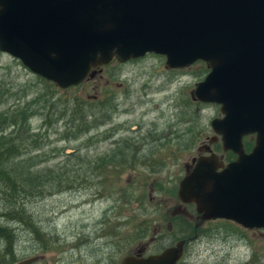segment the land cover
Returning a JSON list of instances; mask_svg holds the SVG:
<instances>
[{
	"label": "rangeland",
	"instance_id": "1",
	"mask_svg": "<svg viewBox=\"0 0 264 264\" xmlns=\"http://www.w3.org/2000/svg\"><path fill=\"white\" fill-rule=\"evenodd\" d=\"M208 71L201 61L168 69L163 56L147 54L122 64L111 62L79 86L54 91L18 59L0 52V117L11 118L18 107L31 109L23 134L29 147L8 166L24 175L39 174L46 182L65 165L92 169L103 161L105 176H112L105 185L30 197L23 208L31 219L28 224L3 219L0 212L2 225L12 234L0 240L5 259L12 264H118L134 248L147 244L152 221L156 223L151 233L159 246L176 237L174 220L183 210L193 216L189 223L194 227L195 207L184 204L177 191L184 164H190L198 147L214 135L210 122L222 116L218 105L192 99L195 84ZM74 98L93 101L86 113L97 117L89 116L82 136L63 138L61 101ZM51 102L60 110L46 120ZM70 110L66 107L64 116ZM3 124L0 137L16 134V128ZM220 144L214 146L218 155L224 154ZM127 191L137 193L140 201L125 203L122 196ZM4 204L0 200V211ZM199 234L207 238L194 240L179 264H264L263 229L209 220Z\"/></svg>",
	"mask_w": 264,
	"mask_h": 264
},
{
	"label": "water",
	"instance_id": "2",
	"mask_svg": "<svg viewBox=\"0 0 264 264\" xmlns=\"http://www.w3.org/2000/svg\"><path fill=\"white\" fill-rule=\"evenodd\" d=\"M0 52L60 88L149 53L168 69L205 62L192 98L220 107L211 128L238 157L225 167L215 154L198 158L178 196L201 221L264 228V0H0ZM249 134L255 147L246 154ZM182 254L180 242L120 264H176Z\"/></svg>",
	"mask_w": 264,
	"mask_h": 264
},
{
	"label": "trees",
	"instance_id": "3",
	"mask_svg": "<svg viewBox=\"0 0 264 264\" xmlns=\"http://www.w3.org/2000/svg\"><path fill=\"white\" fill-rule=\"evenodd\" d=\"M50 86L54 91H57L53 85ZM56 102L58 103L59 101ZM61 102L64 109L61 111L59 118L64 120L66 124L65 132L62 133L61 136L63 138L70 137L71 135L82 136L83 132L87 131L89 116L94 117V115L86 113L87 111H91L90 105L94 102L92 101L91 103L89 100L84 102L77 98H74L73 101L62 100ZM53 104L54 103L51 102V104L48 103L46 106V110L48 111V113H46V120H50V113H55L56 110H60L55 106L53 107ZM68 106H71V110L68 116H64L66 107ZM30 112L31 109L29 106H23L18 107L11 115V118L0 117V120L3 121L0 122V124L4 123L3 125H10L12 128H16V134L14 136L6 137L2 135L0 137V200L5 203L1 207L2 210L0 212L4 214L3 219L7 217L9 220H17L25 224L30 223L29 220H31L30 217L26 214L24 215L23 212L24 202L30 197L41 196L44 192L47 194L59 193L64 190H70L93 183L105 185L106 180L112 177L108 175L105 176L103 172L105 164L103 161L97 162L92 169H83L84 164L76 166L65 165L60 169L59 173L54 174L55 176H48L46 182L43 181V176H38L39 174L24 175L21 172H17L15 169H11L8 166L11 160H14L20 152L29 147L28 141L24 139L23 134L26 126H28L27 121L31 116ZM96 117H94V120ZM3 132H5V127L0 129V133ZM27 134L29 135V129ZM129 192L130 191H127V193L122 196L125 203L140 201V197L137 193L134 192L130 194ZM191 231H193V227L191 226H188L187 230H185L187 234H190ZM11 235L10 229L5 224H0V240H8L11 238ZM177 236L178 235H176V237ZM175 240L176 239H174V241Z\"/></svg>",
	"mask_w": 264,
	"mask_h": 264
},
{
	"label": "flooded vegetation",
	"instance_id": "4",
	"mask_svg": "<svg viewBox=\"0 0 264 264\" xmlns=\"http://www.w3.org/2000/svg\"><path fill=\"white\" fill-rule=\"evenodd\" d=\"M212 137L207 138L206 141L204 142V144H207V143L210 144L211 151L213 153H215L214 146L219 142V140L216 139V141H211ZM242 141H243V148H244L245 153H247V154L250 153L252 151L253 147H254V144H255V135L245 136L242 139ZM209 155H210L209 152H200V153L198 152L196 154V156H193L191 158L190 164H187V163L184 164L185 174L189 173L192 170V168L194 167V164L198 160V158H200V157H208ZM218 156H219V161L222 162V164L224 166L227 165L230 162L235 161L237 159V157H238L237 155H235L233 153H231V154L230 153H224V154H221V155H218ZM156 203H158L157 205L159 207L166 206V205H163V203H161V202H156ZM188 205L194 206L193 204H188ZM178 210L180 212L182 211V209H179V207H178ZM183 213L185 215L181 214L182 217L181 216H177V217H175L176 219L174 220V221H176L174 226L178 229V231L176 233V235H178V236L174 238V239H176L175 241H174V239H172L169 242L166 241L165 243L161 244L160 246L157 245V243L155 241L157 237L156 236L153 237V234L151 233V224H153V222L156 223V221H152V223L149 224V226H148V233H147L148 242H147V244L145 246H138V247L134 248L133 249L134 250L133 253H127L124 256H134V257H141V258L151 257V256L158 255V254L162 253L165 249H167L169 247L177 245L179 242H183L184 250H183V255H182L181 259L177 262V264H179L180 261L182 260L183 256L185 255L187 247L191 243H193L194 240L207 238V236H205V235L201 236V238L199 237L201 235V234H199V231H200V227L202 226V223H200V216H198V214L194 218L193 232H191L190 234H187L185 232V230H187L188 226H191L190 223H189V220H192L193 216L191 215L190 217H187L186 216L187 212L184 211V210H183ZM158 220H159V218H158ZM13 221H16V220H13ZM2 223L3 222L0 221L1 225H2ZM229 223L234 224V225L236 224L234 222H229ZM6 226L9 228L8 225H6ZM169 227L171 228V222L169 224ZM10 231H11V229H10ZM200 233H202V232H200ZM202 234H205V233H202ZM154 235H158V237H159V234H155L154 233ZM5 257L6 256L3 255L0 252V264H12V260L11 259H5ZM123 257L120 259V262L118 264L121 263V260L123 259ZM13 260H15V258H13ZM36 260H37V258H34L30 262H33V261H36ZM27 263L28 262H24V263H21V264H27ZM114 264H116V262Z\"/></svg>",
	"mask_w": 264,
	"mask_h": 264
},
{
	"label": "bare ground",
	"instance_id": "5",
	"mask_svg": "<svg viewBox=\"0 0 264 264\" xmlns=\"http://www.w3.org/2000/svg\"><path fill=\"white\" fill-rule=\"evenodd\" d=\"M14 239H16V238H14Z\"/></svg>",
	"mask_w": 264,
	"mask_h": 264
}]
</instances>
